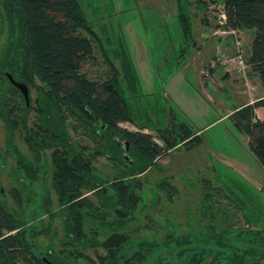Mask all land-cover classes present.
Instances as JSON below:
<instances>
[{
    "label": "rangeland",
    "instance_id": "1",
    "mask_svg": "<svg viewBox=\"0 0 264 264\" xmlns=\"http://www.w3.org/2000/svg\"><path fill=\"white\" fill-rule=\"evenodd\" d=\"M190 1L193 3L190 13L195 26L196 46L189 48L183 56L185 45L175 0H80L84 13L102 40L95 45L92 60L83 64L82 72L94 81L109 78L108 57L113 60L112 51L121 42L127 46L138 72L144 96L139 93L131 100L136 124L126 122L121 127L150 135L157 141V134L152 130L166 127L171 118H180L202 139V143L191 152L181 149L161 159L160 166L165 171L150 170L140 178L138 195L143 196L144 190L152 189L153 185L162 199L153 203L145 193L143 203L150 207L142 209L136 215V221L125 228L134 242L124 258L139 251L140 243L145 240L150 244L157 243L154 255H150L147 261L149 264L155 255L161 264H184L189 256L201 251L211 257L208 261L219 257L222 264H227V258L236 250L251 251L249 264H264V167L254 155L249 137L230 118L249 95L263 97V89L258 74L251 67L246 69L245 75L238 72L235 81V89L248 91V95L238 97L232 89L216 84L220 78L225 80L226 67H241L236 63L238 49L245 64L248 63L254 31H241V44L238 45L221 24L223 6L213 7L211 0ZM201 1L210 7L206 14L199 6ZM4 42L3 34L0 47ZM223 43L228 48L226 53ZM229 59H235L234 63L227 65ZM115 63L119 65V62ZM213 66H217L215 71L219 72L218 80L212 77L214 81L210 78ZM213 84L216 87L211 88ZM256 116L263 120L264 111L257 109ZM144 125L151 130L141 128ZM4 129L0 123L1 148H5ZM71 134L75 142L82 140L80 133L71 129ZM158 143L163 147L161 141ZM15 144L21 151L28 152L19 131ZM80 144L91 145V142L86 139ZM6 159L2 178L6 190H9L13 185L11 187L7 182L15 172L16 163L11 157ZM110 165L112 162L107 158H99L102 177L112 181L114 173ZM164 178H172L169 180L171 188L157 189V184ZM90 198L97 202L95 196ZM206 205L208 216L203 213ZM112 220L114 218H109ZM206 223L208 232L204 228ZM52 230L57 234L52 237L55 250L68 249L62 245L64 233L60 219L53 222ZM170 234L192 237V250L184 258L177 257L175 242L164 244ZM105 238L104 234L99 235L100 240ZM218 241L229 248H217ZM143 248L149 247L144 245ZM80 252L82 255L72 264H102L98 257L106 255L103 248Z\"/></svg>",
    "mask_w": 264,
    "mask_h": 264
},
{
    "label": "trees",
    "instance_id": "2",
    "mask_svg": "<svg viewBox=\"0 0 264 264\" xmlns=\"http://www.w3.org/2000/svg\"><path fill=\"white\" fill-rule=\"evenodd\" d=\"M175 1L185 56L189 48L196 46L190 13L193 3ZM211 4L223 6L226 31H254L247 62L264 88V0H211ZM199 6L204 13L210 10L206 2L201 1ZM204 20L207 24L206 17ZM0 23L5 34V43L0 49V76L8 71L27 86L35 87L41 99L39 116L43 121L47 119L38 128L35 138L27 132L26 125L24 131L38 156L42 151L52 150L53 186L61 206L60 215L64 217L62 245L68 247L60 252L53 247L52 261L72 264L82 255L80 250L103 248L106 255L98 257L102 264H149L147 261L154 255L157 243L143 240L139 251L124 258L134 242L124 230L136 221L143 201L137 194L140 175L154 167L158 157L167 155L178 145L185 146L187 151L194 150L202 143L200 135L184 120L171 118L166 127L157 129L164 143L161 149L151 136L120 127L123 122L136 124L131 100L142 93L138 72L122 42L112 51L113 60L108 57L109 78L94 81L82 72L83 64L92 60L95 45L102 40L84 13L80 0H0ZM115 61L119 62L118 66ZM210 75L219 79L214 68ZM218 83H223L222 78ZM15 104L21 106L16 100ZM259 108H264V97L235 110L230 118L249 137L251 149L264 167V120L256 116ZM15 109L9 116L0 112L11 134L17 127L12 121L19 118L14 114ZM71 129L85 140L89 139L91 145L79 150L69 135ZM125 144H129V154L135 161L133 167L125 164ZM98 154L107 156L115 168H122L112 181L96 173ZM19 163L28 176L33 174L34 169L27 160ZM167 187L171 188L169 181L163 182L159 189ZM205 188L208 191V183ZM91 195L98 203L91 200ZM206 206L204 214H208ZM109 218L114 220L109 221ZM204 228L208 232V224ZM101 233L106 237L103 240L99 239ZM171 242H175L178 258H184L192 250L190 235H167L164 244L167 246ZM23 245L24 242L20 243ZM144 245L149 248H143ZM216 245L229 248L219 241ZM155 257L151 264H161ZM251 257L249 251L236 250L227 258V264H249ZM209 258L201 251L189 256L184 264H222L219 257L211 261Z\"/></svg>",
    "mask_w": 264,
    "mask_h": 264
},
{
    "label": "flooded vegetation",
    "instance_id": "3",
    "mask_svg": "<svg viewBox=\"0 0 264 264\" xmlns=\"http://www.w3.org/2000/svg\"><path fill=\"white\" fill-rule=\"evenodd\" d=\"M3 34V27L0 23V37ZM3 45L4 44H2L0 49ZM15 83L23 84L28 88L29 101L25 93L20 90ZM14 89H16L17 92ZM39 96V92L35 87L27 86L25 83L17 80L10 72L6 71L0 76V112H3L4 116H9L14 108H16L14 114H18L19 116V118L16 117L12 121L17 124L16 129H14V134L10 133L6 122L0 117V123L3 124L6 133L5 148L0 147V264H56L51 258L53 253L52 237L57 235L53 232L52 225L56 219L61 220L65 237L63 228L64 217L60 215L61 206L53 186L54 169L51 156L52 150L42 151L39 154L40 156H38L37 153L31 149L32 143L29 144L27 135L24 131V125H26L27 132H30L31 136L33 134L32 137L35 138L38 128L47 120L45 119V121H43L42 117L39 116L38 109L39 105H41ZM142 96H144L143 93L141 97ZM15 100L21 105V111L19 110L20 107H16ZM16 121H18V123ZM142 128L151 130L148 126ZM160 128L156 127L152 131L157 134V129ZM17 131L22 133L23 140L28 148L27 153L21 151L19 146L15 144ZM69 135L72 137V134L69 133ZM157 137L159 140L156 141L153 137L152 140L159 148L163 149L164 143L158 134ZM80 139L82 140L75 142L72 137L75 143L74 145H76L79 150H82L86 145H81L80 143L85 139L84 137H80ZM158 141L163 143V147L159 145ZM93 147L99 151V148L95 145H93ZM123 147H125V154L123 156L125 164L129 167H133L135 161L129 154V144H125ZM181 149H184L186 152H191L187 151L185 146L178 145L169 150L167 155L162 154L158 157L156 159V165L140 176H144L150 170L165 171V169L160 166V160L172 156ZM7 156L11 157L16 163L15 172L10 176L12 178L7 182L11 187L13 185V188L9 190H6L5 182L2 178L5 172L4 169ZM100 157H102L101 154H98L95 161L96 173L99 175H101V171L98 168ZM103 157L108 158L107 156ZM23 159L27 160L33 167L34 172L32 175L28 176V174L21 169L19 162ZM110 166L113 170V175L122 169L115 168L113 165ZM171 179L172 178L162 179L160 183L157 184V189H159L163 182ZM147 182L148 181H146V183ZM37 183L39 185H36ZM152 187L154 188L155 186L152 185ZM153 188L144 190L143 196H141L144 201L145 193H147L146 197L151 199V202L153 201V203L157 204L161 201L162 197L160 193L156 192ZM143 201L141 203L142 208H140L139 212H141L142 209L144 210L150 207L149 204L146 205ZM205 215L208 216V214ZM22 242H24V245L20 246Z\"/></svg>",
    "mask_w": 264,
    "mask_h": 264
},
{
    "label": "crops",
    "instance_id": "4",
    "mask_svg": "<svg viewBox=\"0 0 264 264\" xmlns=\"http://www.w3.org/2000/svg\"><path fill=\"white\" fill-rule=\"evenodd\" d=\"M223 45H224V43H223ZM224 51H225V53H226V50L228 49H226L225 47H224ZM235 67V66H234ZM213 68L214 69H216L217 68V66H213ZM227 69L225 70V74L224 75H226V77H225V80H223V83H216L217 85H222L221 87H228V88H230V89H232V91L238 96V97H242V96H244V95H248V91H245V90H242L241 88H240V90H236L235 88H236V86L235 85H237V82H235L236 80H237V76H239V73H238V71H237V69H235V68H230V67H226ZM218 70H216L215 71V75H218ZM255 73V72H254ZM256 74V73H255ZM210 78L212 79V77L210 76ZM215 79V78H214ZM260 79V78H259ZM212 81H214L213 79H212ZM260 84H261V87H262V89H263V94H264V88H263V85H262V82H261V80H260ZM212 87H216L214 84L213 85H211V88ZM209 88V87H208ZM242 94V95H241ZM264 97V96H263ZM263 97H261V98H253V97H250V95H249V97H248V99H246L245 101H243L242 103H241V105H239L237 108H235V110H237V109H240V108H242V107H245V106H247V105H250V104H254L255 102H257V101H259L260 99H262ZM259 109H261L262 111H264V108H259ZM234 110V111H235ZM234 111H233V113H234ZM233 113H231V114H233ZM259 119H261V118H259ZM262 120V119H261ZM263 120H264V118H263Z\"/></svg>",
    "mask_w": 264,
    "mask_h": 264
},
{
    "label": "built area",
    "instance_id": "5",
    "mask_svg": "<svg viewBox=\"0 0 264 264\" xmlns=\"http://www.w3.org/2000/svg\"><path fill=\"white\" fill-rule=\"evenodd\" d=\"M221 18L223 19V20L221 21V24L224 26V25L226 24V16H225V13H224V12H223ZM225 33H226V34L229 33L230 35H232V36L234 37V39H235L236 44H238V45L241 44V42H240L241 35H239V33H241L240 31H238V30H237V31H236V30H229V31H226ZM237 59H238V60H237ZM232 61H233V62H232ZM234 61H235V59H234V60H233V59H232V60L229 59V60L227 61V62H228L227 65H230L231 63H234ZM236 63L241 65V67H239V68L237 69V71H238L239 73H243V74L245 75V74H246V69H247L248 67H250V65H248V63L245 64V62H244V60H243L242 53H241V51H240L239 49L237 50Z\"/></svg>",
    "mask_w": 264,
    "mask_h": 264
},
{
    "label": "water",
    "instance_id": "6",
    "mask_svg": "<svg viewBox=\"0 0 264 264\" xmlns=\"http://www.w3.org/2000/svg\"><path fill=\"white\" fill-rule=\"evenodd\" d=\"M15 85H16L17 87H19V89L22 90V91L25 93L26 98H27V100L29 101L28 88H27L25 85H23V84H17V83H15Z\"/></svg>",
    "mask_w": 264,
    "mask_h": 264
}]
</instances>
